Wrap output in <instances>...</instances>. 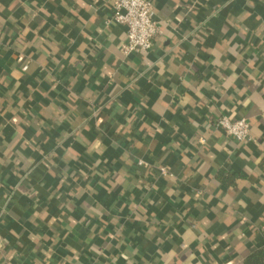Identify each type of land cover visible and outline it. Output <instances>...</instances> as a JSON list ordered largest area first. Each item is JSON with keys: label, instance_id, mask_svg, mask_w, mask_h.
<instances>
[{"label": "crops", "instance_id": "0c3cea01", "mask_svg": "<svg viewBox=\"0 0 264 264\" xmlns=\"http://www.w3.org/2000/svg\"><path fill=\"white\" fill-rule=\"evenodd\" d=\"M152 2L0 0V264H264V0Z\"/></svg>", "mask_w": 264, "mask_h": 264}, {"label": "built area", "instance_id": "2783aa9c", "mask_svg": "<svg viewBox=\"0 0 264 264\" xmlns=\"http://www.w3.org/2000/svg\"><path fill=\"white\" fill-rule=\"evenodd\" d=\"M110 23L126 27V42L121 48L125 55L151 51L162 33L152 0H113V17ZM216 127L239 142L252 140L251 125L245 117L235 120L220 117ZM161 173L169 175L166 168H162Z\"/></svg>", "mask_w": 264, "mask_h": 264}]
</instances>
